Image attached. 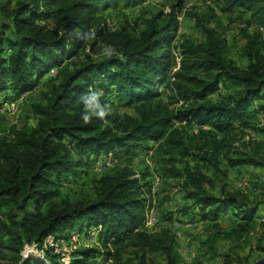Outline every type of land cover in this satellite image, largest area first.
<instances>
[{
    "label": "trees",
    "instance_id": "trees-1",
    "mask_svg": "<svg viewBox=\"0 0 264 264\" xmlns=\"http://www.w3.org/2000/svg\"><path fill=\"white\" fill-rule=\"evenodd\" d=\"M145 1L16 0L12 8L0 6L8 20L0 22V90L10 87L21 95L34 89L51 68L62 70L59 81L44 93L46 101L33 104L36 123L10 138L0 137V264H63L46 239L53 237L56 243L91 229L98 230L101 247L75 250L68 264H99L101 255L118 259L124 246L140 253L135 264H182L175 234L165 226L145 229L152 206L146 169L135 176L129 166L115 167L96 180L94 197L54 199L61 196L65 181L87 173L90 161L146 150L150 141L164 155L163 174L181 180L186 198L203 216L216 221L220 213L238 209L239 222L227 230L218 228L202 241L213 256L223 254L216 245L221 232L236 241L253 228L257 206L225 185L218 196L207 193L204 184L212 180L201 165L218 170L223 159L231 166L260 163V150L240 145L235 130L254 127L252 119L259 115L264 118L261 32L243 29L240 54L246 66L240 68L228 56L229 46L213 10L207 19L201 18L202 39L176 41L186 0H171L168 12L159 10L139 31L106 28L102 11ZM213 1L228 15L248 11L255 24L264 25V0ZM211 21L214 26H209ZM245 24L251 22L247 19ZM87 29L96 34L92 42L103 41L115 53L68 69L62 65L64 59L77 55L85 42L76 33ZM89 87L99 89L101 102L111 107L109 95L114 93L119 105L135 109L137 115L113 112L85 125L80 97ZM220 87L227 92L212 100ZM180 101L181 105L168 107ZM182 122L188 126L176 125ZM259 130L264 134V125ZM188 157L195 162L183 160ZM178 161L183 162L179 168ZM261 226L264 231V220ZM32 243L43 252L42 259L21 254L25 244ZM147 252L160 253L163 262L147 260ZM223 256L228 263V254ZM255 264H264V257Z\"/></svg>",
    "mask_w": 264,
    "mask_h": 264
},
{
    "label": "rangeland",
    "instance_id": "rangeland-1",
    "mask_svg": "<svg viewBox=\"0 0 264 264\" xmlns=\"http://www.w3.org/2000/svg\"><path fill=\"white\" fill-rule=\"evenodd\" d=\"M209 1V2H208ZM186 0L181 13L178 16L179 29L176 41L184 37H192L197 40L202 39L201 18H208V12L213 10L218 14L221 30L227 40L229 46L228 56L239 66H246L245 59L240 54L241 46L245 42L243 29L249 34L255 30H259L264 39V25L255 24L249 17V12L235 13L228 15L226 12L219 10L213 0ZM16 0L10 2L0 0V6L3 4L6 8H12ZM171 0H147L135 7L123 6L120 3L116 7H109L101 12L100 16L105 19V26L109 31L119 29L126 26L131 30H141L147 19L153 17L159 10L168 12L170 10ZM240 14L241 19H237L235 15ZM231 18V19H230ZM233 19V20H232ZM249 20L251 24L247 27L245 20ZM0 22H8L6 16L0 10ZM214 22H210L209 26H214ZM102 26L101 24L99 25ZM208 26V25H207ZM114 54L112 48L103 41L92 42L91 40L84 42L79 53L69 59H64L68 69L79 66L91 61L104 58L107 55ZM177 63L179 58H176ZM178 65L173 68L177 69ZM62 75V70L53 67L46 73L39 84L29 91L21 100L20 94H16L10 87L0 90V137L7 136L10 138L12 134L25 126H31L36 123V115L32 111L35 102L46 99L44 93L53 83H57ZM100 91L99 89H97ZM227 91L224 87L213 93L210 97L212 100H218ZM167 93L162 96L167 101ZM109 99L114 102L111 107V113L137 115L135 109L119 105L113 94L109 95ZM14 102V105L12 103ZM183 101L177 104H168V107L174 108L181 105ZM254 127H237L235 130L237 142L240 145L248 147L249 150L259 149L257 164H241L231 166L226 159L220 163L218 170L210 165H201L202 171L209 176L212 183L204 184L207 193L219 195V188L225 185L230 191L239 192L247 198L250 205H256L257 210L254 215V224L250 233L246 237L231 240L225 238L223 232L218 237L219 252L228 254L229 262L226 263L224 256H213L208 248L202 244V241L212 233L220 230H227L233 227L240 220L238 209H228L218 215L216 221L203 216L198 205L194 204L192 199L185 196L182 188L181 180L178 178L166 177L162 172L164 155L156 150V143L149 142V148L135 149L124 157L111 156L101 157L90 161L87 173H83L77 177L76 181H65L61 188V196L54 198L60 201V198L69 201L94 197L96 180L104 173L109 172L115 167L129 166L135 170V176H139L145 169L148 176L145 178L150 184V196L152 199L151 209L146 214L145 229L148 231L158 230L160 227H167L171 233L175 234L178 240V249L184 261L182 264H255L259 259L264 257V231L261 222L264 220V134L259 130L264 125V118L260 115L252 119ZM178 126H185V122L176 123ZM189 128V127H188ZM195 128V127H193ZM192 128L189 129V132ZM255 142V143H253ZM261 142L262 144H257ZM256 145L260 146L257 147ZM262 146V147H261ZM74 157L76 155L74 154ZM111 157V158H110ZM130 158V161H128ZM193 164V159L184 158ZM199 164H202L199 162ZM183 162H176L175 166L179 168ZM1 214V213H0ZM97 229L88 230L84 235L74 234L69 239H62L59 242H53V237H48L46 242L55 248L54 252L59 254V261L68 264L73 258L75 250L96 247L100 248V242L97 238ZM118 259L104 258V255L97 257L99 264H135L139 252L131 246L121 247ZM21 254L24 257L36 256L42 259L43 252L38 251L36 244H25ZM145 257L149 261L163 262V256L157 252H147Z\"/></svg>",
    "mask_w": 264,
    "mask_h": 264
},
{
    "label": "clouds",
    "instance_id": "clouds-1",
    "mask_svg": "<svg viewBox=\"0 0 264 264\" xmlns=\"http://www.w3.org/2000/svg\"><path fill=\"white\" fill-rule=\"evenodd\" d=\"M76 37L87 42L89 40H94L96 38V34L94 30L87 29L78 31L76 33ZM102 95L103 93L101 91L92 87H89V89L81 95L80 100L83 104V109L80 116L85 125L91 124L94 118L103 120L110 114L111 106L110 104L101 102Z\"/></svg>",
    "mask_w": 264,
    "mask_h": 264
},
{
    "label": "built area",
    "instance_id": "built-area-1",
    "mask_svg": "<svg viewBox=\"0 0 264 264\" xmlns=\"http://www.w3.org/2000/svg\"><path fill=\"white\" fill-rule=\"evenodd\" d=\"M208 1V0H207ZM209 2V1H208ZM28 92H25V93H23V94H21L20 96H19V99L21 100L26 94H27ZM12 105H14V102L12 103Z\"/></svg>",
    "mask_w": 264,
    "mask_h": 264
}]
</instances>
